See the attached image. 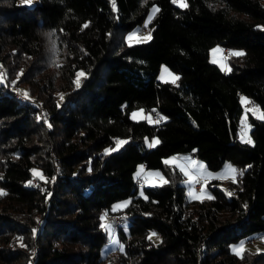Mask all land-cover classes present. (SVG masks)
I'll return each mask as SVG.
<instances>
[{"label":"trees","instance_id":"16d2710c","mask_svg":"<svg viewBox=\"0 0 264 264\" xmlns=\"http://www.w3.org/2000/svg\"><path fill=\"white\" fill-rule=\"evenodd\" d=\"M154 4L151 38L127 43ZM216 43L242 48L230 70ZM0 64V264H264L231 248L264 232V119L249 111L254 141L239 137L243 95L264 113V0H0ZM193 150L243 175L192 197L166 157ZM141 164L167 182L141 188ZM104 212L124 215L106 253Z\"/></svg>","mask_w":264,"mask_h":264},{"label":"rangeland","instance_id":"374dc122","mask_svg":"<svg viewBox=\"0 0 264 264\" xmlns=\"http://www.w3.org/2000/svg\"><path fill=\"white\" fill-rule=\"evenodd\" d=\"M27 1V0H25ZM36 0H31V3L34 2ZM177 3L179 4H186V0H176ZM158 5L154 4L150 10L149 13L146 17V20L144 22V25L148 27L147 31H142L141 30V26H136L135 28L128 30L127 32L124 33V37L127 43H133V42H139V41H145L151 38L152 36V30L151 27L149 25V19L152 17V15L154 14L155 10L157 9ZM129 36H133V40L131 42H129L128 37ZM48 45L49 47L52 49L53 48V40L51 37H48ZM240 52L242 51V48H232L231 50H229L222 45L220 43H216L215 45H213L210 48V59L212 61L217 62L223 69L225 70H230L232 65L230 63L229 60V56L230 54H232V52ZM2 68H4V66L2 65ZM5 69V68H4ZM165 69H167V73L165 72ZM168 73H171V75H168ZM179 77V73L175 70H173L167 63H162L158 72V79L161 80H170L172 81V77ZM2 78V76H0V79ZM175 81H178L175 80ZM20 89L24 90L25 93H27V90L25 88V86H21ZM251 98L247 95H243L242 96V101L244 104V110L243 113L241 115V126H240V132H239V137L241 139L243 134H247V136L251 137V140L254 141V138L252 136L251 133V123L248 120V112L252 111L253 113H255L256 115H259L260 113H263L262 108L256 104L253 106H248L247 103L248 101H250ZM257 109L259 111H257ZM135 113V116L133 115ZM150 114V113H149ZM132 115L135 118H143L146 115L145 110L142 107H138L135 108L132 111ZM246 125L250 126V127H246ZM158 140V137H153L151 142L155 143V141ZM242 140V139H241ZM118 141H126V138H119ZM109 149H118L117 148V143L114 146H109L106 150ZM188 153H190L189 151H187ZM179 153H175L172 155H169L166 157L167 161L170 162H174L180 165V168L184 171L185 173V177L183 178L182 182L186 185V189L187 192H194L195 195H190V196H205L209 194V187L207 182L204 179V172H201V170L198 169V171H200V173L198 174V176L193 177V175L191 174V170L196 167V159L194 158H189L186 159V163L181 162L178 159V155ZM190 159V160H189ZM200 160V159H198ZM194 162V163H193ZM206 164V163H205ZM141 169H143V173H141ZM140 174L139 176L142 177L144 184L148 185V184H161L164 181H167L168 178L167 176L164 174V172L160 169V168H154V167H145L144 165H140L138 170H137V175ZM151 174V175H149ZM197 178H201L204 181L203 186L201 187L202 189H197L199 191L196 190L195 187H193L191 185L192 182H194ZM143 187V185L141 186V188ZM203 193V194H202ZM129 198H124L121 200H118L117 202H115V204L113 205L114 208L117 207H121L124 206L128 203ZM116 214H121V213H115ZM113 214H109L104 212L103 216H102V223L104 225H111L112 226V231L111 234H109V240L103 245L102 247V252L106 253L109 249H115V250H119L123 247L122 241L119 238L118 235V227H117V223H115L113 221ZM124 216V215H123ZM126 224V223H125ZM159 235H155V239H158ZM114 239L116 241H118L117 243H114ZM242 245V247H241ZM231 248L233 251H235L234 249H238L240 253L243 252L244 249L249 248V249H253V250H264V232L263 233H259L256 236H254L253 238H243L239 241H235V242H231ZM236 252V251H235Z\"/></svg>","mask_w":264,"mask_h":264},{"label":"snow or ice","instance_id":"6c2138e0","mask_svg":"<svg viewBox=\"0 0 264 264\" xmlns=\"http://www.w3.org/2000/svg\"><path fill=\"white\" fill-rule=\"evenodd\" d=\"M27 2L28 3H30L31 2V0H27ZM174 2H175V0H174ZM113 6L115 7V4H113ZM181 6L182 7H186V4H181ZM128 40H129V42H131L132 40H133V36H129L128 37ZM233 55H237V56H239V55H243V53L242 52H234V53H232ZM165 72L167 73V69H165ZM84 75V73H78V75H77V81H76V84H77V86H79V80H80V77H82ZM168 75H171V73H168ZM177 79H179V77H172V82H175V80H177ZM22 95H25V96H27V93H23ZM61 99H63V97H61ZM257 111H259L258 109H257ZM134 116H135V113L133 114ZM257 118L258 119H264V113H260L258 116H257ZM246 127H250V126H248V125H246ZM241 139H242V141L243 142H245V143H249V144H252L253 143V141L251 140V137L250 136H247V134L245 133V134H243L242 135V137H241ZM123 143H125L124 141H117V148L121 145V144H123ZM155 143H159V141L157 140V141H155ZM150 146H155V144H152V145H150ZM114 150H117V149H109V150H107V151H114ZM194 163V162H193ZM200 168L201 169H203V166H200ZM143 173V169H141V173L140 174H142ZM140 174H138V176L140 175ZM39 175V178L41 179V180H44L45 178L43 177V175L42 174H38ZM149 175H151V174H149ZM237 175H243V171H239V170H237L236 168H234V167H232V166H229V168H228V171H227V173H226V176H228L229 178H232V179H234ZM206 178V177H205ZM165 183L167 182V181H164ZM190 195H195V193L194 192H190L189 193ZM203 194V193H202ZM229 195H231V193H229ZM207 198H212L211 196H208ZM126 206V205H125ZM246 207V206H245ZM103 228H105V231H107V232H109V234H111V231H112V226L111 225H104V224H102L101 225ZM35 231V230H34ZM156 234L155 233H152L149 237H148V239H152V236H155ZM158 238V237H157ZM114 243H117L118 241H116L115 239H114V241H113ZM241 247H242V245H241ZM236 252H237V254L239 255L240 254V252H239V250L238 249H234Z\"/></svg>","mask_w":264,"mask_h":264},{"label":"crops","instance_id":"0c3cea01","mask_svg":"<svg viewBox=\"0 0 264 264\" xmlns=\"http://www.w3.org/2000/svg\"><path fill=\"white\" fill-rule=\"evenodd\" d=\"M175 154V153H174ZM172 155V154H171ZM176 155H178V159L181 161V162H184V163H186V159H188V157L190 158H194V159H196V167H195V169L193 168L192 170H191V174L193 175V177H196V176H198V174L200 173V171H198V169L199 170H201V172H204V179H205V181L206 182H208L210 179H213V178H218V179H226V178H229L228 176H226V173H227V171H228V168H229V166H232V167H234V168H236L237 169V167L235 166V164L234 163H232V162H227L225 165H224V167L223 168H221V169H219V170H216V171H212V170H210V169H208L207 168V165L205 164L206 162L203 160V159H201L200 157H194L193 155H192V153L190 152V153H188V152H180L179 154H176ZM190 158V159H191ZM189 159V160H190ZM198 159H200V160H198ZM170 162V161H169ZM172 163H174V162H172ZM175 164H177V163H175ZM179 167H180V165L179 164H177ZM200 166H203V169H201L200 168ZM238 170V169H237ZM206 177V178H205ZM196 179V178H195ZM203 184H204V181H203ZM191 185H192V183H191ZM203 186V185H202ZM202 188H200V190H201ZM196 190H197V188H196ZM197 191H199V190H197ZM192 197H197V196H192Z\"/></svg>","mask_w":264,"mask_h":264},{"label":"built area","instance_id":"2783aa9c","mask_svg":"<svg viewBox=\"0 0 264 264\" xmlns=\"http://www.w3.org/2000/svg\"><path fill=\"white\" fill-rule=\"evenodd\" d=\"M141 30L142 31H147L148 27L143 25L141 27ZM2 72H4V68H2V64H0V74ZM256 104H258L257 101H255L253 99H251L247 103L248 106H253V105H256ZM149 113L150 112L147 111L145 117L150 118L152 120H157L158 119L159 114H158L157 111H153L150 114ZM191 153H192V155L194 157H198V153H197L196 150H193ZM138 184H140V185L144 184V181H143L142 177H140V176L138 177ZM202 185H203V179H201V178H197L194 182H192V186L197 188V189H200L202 187ZM113 220H114L115 223H121L124 220V216L122 214H116V215L113 216Z\"/></svg>","mask_w":264,"mask_h":264}]
</instances>
